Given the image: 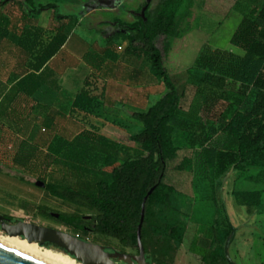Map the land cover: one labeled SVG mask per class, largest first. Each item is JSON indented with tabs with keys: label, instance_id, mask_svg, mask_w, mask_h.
I'll return each instance as SVG.
<instances>
[{
	"label": "rangeland",
	"instance_id": "rangeland-1",
	"mask_svg": "<svg viewBox=\"0 0 264 264\" xmlns=\"http://www.w3.org/2000/svg\"><path fill=\"white\" fill-rule=\"evenodd\" d=\"M237 2L191 0L179 19L176 34L160 36L154 41L162 54L165 69L182 96L179 112L171 125L177 153L168 164L164 181L175 191L186 227L173 264H202L201 258L211 242L216 208L220 211L221 228L229 230L230 222L236 229L230 252L237 261L240 264H264V208L258 212L256 207L249 210L239 207L234 195L236 191L259 192L260 204H264V170L249 169L241 174H230L223 185L229 173L207 167L202 158L205 151L222 153L231 148L222 125L238 110L240 97L237 94L239 86L228 85L227 99L210 105L209 89L202 82L203 72L195 70L194 64L205 47L226 49L231 46L230 38L240 19L239 13L232 10ZM241 2L240 8H243L250 3L262 5L264 0ZM127 65L131 67L130 61ZM135 65L141 70L139 76L123 71L122 80L132 84L134 75L137 80L141 77V85L151 89L153 96L161 97L165 88L151 77L146 61L137 59ZM94 80L96 77L84 70L71 75V81H77L85 88L95 87ZM97 84L100 91L93 90L94 110L89 114L76 112L67 121L54 117L40 119L44 116L37 114L38 110L33 115L34 105L27 106L31 111L28 114H17V105H13L15 113L7 119L0 114V215L14 223L27 222L78 237L75 232L60 226L52 216L75 214L77 209L49 196L46 186L54 184L94 193V178L110 183L113 169L138 155L139 146L130 138L142 130V125L131 120L125 112L131 107L127 103L118 104L119 96L113 103L107 100L103 83L97 81ZM115 92L125 96L122 90ZM146 109L143 106L138 111ZM123 113L125 119L121 118ZM81 130L89 135L79 133ZM101 130L103 133L98 134ZM101 136L105 142L97 139ZM22 142L37 149L36 157L27 169H21L13 162ZM59 142H63L60 154L46 166L50 147H59ZM87 183L90 184L88 189ZM82 213L88 216L87 212ZM0 235L6 236L1 230ZM85 239L99 246L120 248L117 242L96 235H88ZM127 253L136 254L135 250Z\"/></svg>",
	"mask_w": 264,
	"mask_h": 264
},
{
	"label": "trees",
	"instance_id": "trees-1",
	"mask_svg": "<svg viewBox=\"0 0 264 264\" xmlns=\"http://www.w3.org/2000/svg\"><path fill=\"white\" fill-rule=\"evenodd\" d=\"M80 2L0 0V41L10 36L7 32L9 21L3 12L12 4L26 6L36 12L54 10L57 5H78ZM190 3L191 0H162L155 11L146 10L136 23L126 26L128 34L124 38L128 41V47L125 56L143 57L150 65L151 74L165 88L164 94L146 112L133 114V119L142 125V130L130 138L131 142L139 146L138 155L113 169L110 183L94 178L92 194L54 184L46 186L49 196L78 211L75 214H58L55 220L60 226L83 237L89 235L85 230V227H89L96 236L114 239L121 247L129 249L137 248L136 232L141 205L148 192L154 189L145 203L141 229L144 251L153 264H171L186 229L175 191L164 183L168 164L177 153L171 125L179 112L182 96L165 69L162 54L154 41L160 36L173 37L176 34L179 19ZM240 3L241 0L236 3V9L242 20L230 39V45L242 51V55L205 47L194 64L195 70L203 72L202 82L209 89V103L212 106L227 99L228 85L233 88L239 86L238 110L222 125V132L231 141V148L222 153L208 150L202 155L207 167L231 172V175L249 169L264 170V3H250L243 8H240ZM64 41V38L55 37L44 52H36V55L35 52H29L35 61L32 70L41 69ZM90 58L93 56L85 58L89 65ZM16 78L17 74L13 79ZM12 107L9 106V109L15 113ZM94 108V98L88 90H82L75 97L72 113L89 114ZM83 135L89 134L84 132ZM97 139L106 141L102 136ZM58 145L57 148L50 147L46 166L52 164L60 154L63 142ZM36 150L27 142H22L13 159L14 164L27 169L36 157ZM86 185L88 189L90 184ZM234 195L239 207L247 210L256 207L258 212L264 208V204H260L259 192L236 191ZM82 212L90 215L89 222H86ZM219 212L216 208L209 251L203 257L204 264H226L224 244L230 229L221 228Z\"/></svg>",
	"mask_w": 264,
	"mask_h": 264
},
{
	"label": "crops",
	"instance_id": "crops-1",
	"mask_svg": "<svg viewBox=\"0 0 264 264\" xmlns=\"http://www.w3.org/2000/svg\"><path fill=\"white\" fill-rule=\"evenodd\" d=\"M161 1L81 0L78 5H57L54 10L36 12L17 4L8 6L3 13L9 21L7 32L13 38L8 36L0 41V114L7 119L12 111L9 106L13 105L18 107L17 114H28L31 111L27 106L34 105L33 115L38 110L37 114L44 116L40 119L54 117L67 121L70 115H74L75 97L82 90L94 95L99 90L98 81L103 83L104 97L113 103L119 96L118 104L127 103L131 108L125 112L136 121L133 114L146 112L160 97L153 96L151 89L141 85V77L137 80L134 75L132 84L122 80L123 71L139 76L141 70L135 61L145 60L125 56L128 47L124 38L128 34L126 26L136 23L146 10L155 11ZM235 6L232 10L239 13ZM239 18L238 25L242 20L240 13ZM55 37L64 38L63 45L41 69L32 70L35 61L29 52H35V55L44 52ZM221 50L242 53L232 46ZM86 56H93L89 59L90 65L86 63ZM128 61L131 67L127 65ZM146 63L149 74L157 80ZM80 70L96 77L95 87L85 88L77 81H71V75ZM15 74L17 78L14 80ZM117 90L125 92V96L117 95ZM143 106L147 109L138 111ZM125 116L123 113L121 118L125 119Z\"/></svg>",
	"mask_w": 264,
	"mask_h": 264
},
{
	"label": "water",
	"instance_id": "water-1",
	"mask_svg": "<svg viewBox=\"0 0 264 264\" xmlns=\"http://www.w3.org/2000/svg\"><path fill=\"white\" fill-rule=\"evenodd\" d=\"M231 173V172H230ZM230 173L224 179L225 184ZM154 189H151L143 199L140 212V221L137 227L136 240L138 255L132 256L124 253H107L104 248L80 240L79 238L63 232L58 229L38 226L27 222H17L15 224H7L6 218L0 215V230L7 237L18 238L28 244H35L41 248H47L46 245L55 247L58 252H61L70 258L74 259L79 264H115L114 261H119L125 264H147L145 261V252L141 240V229L145 215V203ZM58 218L59 215H52ZM88 218V217H87ZM236 229L232 227L231 233L224 244V256L228 264H234L230 259V246L235 238ZM0 264H44L29 258L21 253L6 248L0 245Z\"/></svg>",
	"mask_w": 264,
	"mask_h": 264
},
{
	"label": "bare ground",
	"instance_id": "bare-ground-1",
	"mask_svg": "<svg viewBox=\"0 0 264 264\" xmlns=\"http://www.w3.org/2000/svg\"><path fill=\"white\" fill-rule=\"evenodd\" d=\"M0 245L44 264H79L61 252L41 248L35 244H28L18 238L2 237L0 235Z\"/></svg>",
	"mask_w": 264,
	"mask_h": 264
},
{
	"label": "flooded vegetation",
	"instance_id": "flooded-vegetation-1",
	"mask_svg": "<svg viewBox=\"0 0 264 264\" xmlns=\"http://www.w3.org/2000/svg\"><path fill=\"white\" fill-rule=\"evenodd\" d=\"M4 217L7 219V220H6V223H7V224H15L10 218H8V217H6V216H4ZM87 217H88V218H87ZM85 219H86V222H89V221H90V215L86 216ZM229 229H230V233H231L232 226H231L230 222H229ZM85 230L87 231V233H88L89 235H91V234H92V235H95V234L92 233V230H93L92 228L85 227ZM229 235H230V234H229ZM77 236H78L77 238H79L80 240L85 241V242H88V241L85 239V237H83L82 235L77 234ZM107 240H112V241L117 242V241L114 240V239H107ZM88 243L95 244V243H92V242H88ZM117 243H118V242H117ZM95 245H98V244H95ZM118 245H119V243H118ZM209 246H210V244H209ZM209 246H208V248L206 249V251H205L203 257H204V256L206 255V253L209 251ZM46 247H47V248H51V249H56L55 247H52V246H50V245H46ZM101 247H103L104 250H105V252H107V253L118 252V253L129 254V253H127L128 250H135L136 254H129V255L137 256V255L139 254L137 248H136V249H129V248L121 247L120 245H119L120 248H113V247L106 246V245L101 246ZM144 252H145V251H144ZM229 254H230V259H231V261H232L234 264H240V263L237 261V259L232 255V253H231L230 251H229ZM203 257L201 258V262H202V264H204V263H203ZM224 258H225V256H224ZM145 261H146L147 264H153V263L150 262V260H149V258H148V255H147L146 253H145ZM225 262H226V264H228L227 261H226V259H225ZM114 263H115V264H125V263H121V262H119V261H114ZM173 263H174V258H173L172 261H171V264H173Z\"/></svg>",
	"mask_w": 264,
	"mask_h": 264
}]
</instances>
